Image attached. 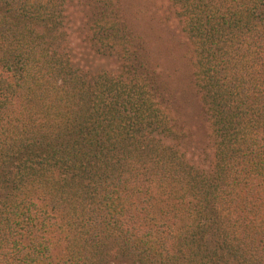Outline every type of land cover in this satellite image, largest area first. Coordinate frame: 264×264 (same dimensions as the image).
Returning a JSON list of instances; mask_svg holds the SVG:
<instances>
[{"label": "trees", "instance_id": "16d2710c", "mask_svg": "<svg viewBox=\"0 0 264 264\" xmlns=\"http://www.w3.org/2000/svg\"><path fill=\"white\" fill-rule=\"evenodd\" d=\"M144 2L0 0V264H264V0ZM72 8L116 70L75 64ZM144 9L184 41L197 153Z\"/></svg>", "mask_w": 264, "mask_h": 264}, {"label": "rangeland", "instance_id": "374dc122", "mask_svg": "<svg viewBox=\"0 0 264 264\" xmlns=\"http://www.w3.org/2000/svg\"><path fill=\"white\" fill-rule=\"evenodd\" d=\"M124 1L130 6V10L133 5H138V1L144 2V0H130V3L129 0ZM69 13V46L75 64L90 72L116 70L118 66L114 60L97 57L85 42L83 33L80 31L81 23L78 9L72 8ZM137 22L150 42V48L158 60L160 71L167 76V80L171 84L175 99L181 108L182 117L184 121H187L188 130L192 134L190 137H192L193 144L190 149L197 153L204 146V141L202 142L204 126H202L199 105L193 95L190 68L184 58V41L173 28L162 31L153 17H149L145 9ZM149 25L151 27L156 25V27L152 29Z\"/></svg>", "mask_w": 264, "mask_h": 264}]
</instances>
